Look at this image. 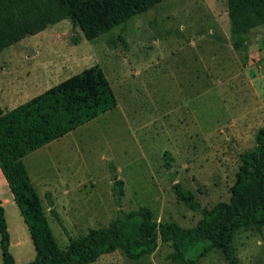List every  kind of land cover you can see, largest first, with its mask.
<instances>
[{"label":"rangeland","instance_id":"374dc122","mask_svg":"<svg viewBox=\"0 0 264 264\" xmlns=\"http://www.w3.org/2000/svg\"><path fill=\"white\" fill-rule=\"evenodd\" d=\"M125 28L88 41L65 20L0 54V81H9L1 82L5 112L96 65L118 100L116 109L27 159L32 175L34 170L47 175L44 188L33 184L62 250L70 237L109 226L119 210L149 207L158 223L196 226L202 215L177 200L174 184L191 190L204 207L228 202L240 155L255 148L264 126V81L251 85L248 53L232 45L227 0H164ZM259 36L264 44V31ZM263 63L253 64L255 70ZM22 83L28 87L19 95ZM112 164L125 183L121 205L112 191ZM60 174L69 194L54 193V201L52 186L63 184ZM13 210L8 207L10 251L16 264H27L35 249L18 206ZM233 245L240 264H264V230L241 228ZM170 252L160 244L140 261L118 251L96 264H174L167 260ZM199 264L225 261L213 251Z\"/></svg>","mask_w":264,"mask_h":264},{"label":"trees","instance_id":"16d2710c","mask_svg":"<svg viewBox=\"0 0 264 264\" xmlns=\"http://www.w3.org/2000/svg\"><path fill=\"white\" fill-rule=\"evenodd\" d=\"M164 0H0V54L27 37L69 20L88 41L125 27L129 21ZM234 49L244 48L250 32L264 26V0H227ZM120 39L123 41L122 37ZM127 47V44H124ZM118 100L104 71L90 67L25 104L4 112L0 103V168L28 227L35 259L27 264H96L106 255L123 251L132 261L152 256L160 244L171 248L174 264H199L220 252L225 264H240L233 245L236 232L254 227L264 230V126L256 133V146L240 155V167L228 202L204 207L181 183L174 184L177 200L202 215L192 228L176 222L158 223L153 210L141 207L118 216L103 229H91L69 239L62 250L52 232L24 159L85 124L116 109ZM167 166L171 154H165ZM113 195L118 205L126 195L125 183L110 166ZM52 213L62 225L59 214ZM11 235L0 205L2 264H16L10 251Z\"/></svg>","mask_w":264,"mask_h":264},{"label":"crops","instance_id":"0c3cea01","mask_svg":"<svg viewBox=\"0 0 264 264\" xmlns=\"http://www.w3.org/2000/svg\"><path fill=\"white\" fill-rule=\"evenodd\" d=\"M264 31V26H261V27H258L254 30H252L250 32V34L248 35V41H247V44L244 46V49L247 53H248V56H249V61L247 63V69L246 70H252L254 71V76L255 78H251V85L255 87V85H261L262 82L264 81V63H263V67L259 70H255V67L253 64H257L259 63V61L262 59H264V44H263V39L259 36L260 32H263ZM4 72V71H3ZM6 83V82H9V81H6L5 80H1L0 81V99L2 100V98H4V92H5V88L1 85L2 83ZM11 85L10 87H14L12 86V84H9ZM23 87H20L17 89V92L19 95L22 94L26 88L28 87V85H26L25 83L23 84ZM30 86H34V83H31ZM249 86V84H248ZM9 87V89H10ZM259 88V86L257 88H255V91H257ZM8 89V88H7ZM8 95V94H7ZM8 98V96H6ZM4 100L7 101V99L5 98ZM1 103V102H0ZM2 106V105H1ZM5 112V111H4ZM31 155V154H30ZM28 155L25 159H24V163L26 165V168L29 172V175H30V178H31V181L32 183H37L38 186H44V182L46 181L44 178L47 176L45 175H40L38 174L35 170L33 171V175L31 174V171H29L28 169V166H27V159L28 157L30 156ZM60 177H61V182L63 183L62 185L59 184V181L57 182L56 184V187L55 186H52L53 187V194L54 193H57V194H60L62 193L63 197L65 196H68L69 194V183L68 182H64L63 180V174L61 175L60 174ZM68 183V184H66ZM34 185V184H33ZM44 188V187H43ZM57 194L55 195L54 194V201H56V196ZM65 195V196H64ZM0 205L5 209V216H6V220H7V224H8V230H11L10 228V218H9V213H8V207L12 208V210L14 209V205H16L15 201H14V197H13V194L9 188V185H8V182L0 168ZM15 211V210H13ZM21 214V212H20ZM22 217V215H21ZM23 218V217H22ZM21 218H19L18 220V225L21 227L22 222L20 220ZM24 220V219H23ZM25 223V222H24ZM26 225V224H25ZM27 226V225H26ZM28 228V227H27ZM11 233V232H10Z\"/></svg>","mask_w":264,"mask_h":264}]
</instances>
